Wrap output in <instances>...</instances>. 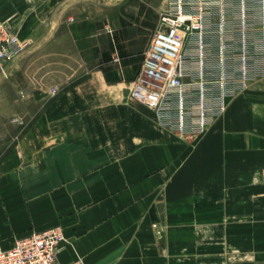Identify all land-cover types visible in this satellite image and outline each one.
I'll use <instances>...</instances> for the list:
<instances>
[{
  "label": "crops",
  "instance_id": "0c3cea01",
  "mask_svg": "<svg viewBox=\"0 0 264 264\" xmlns=\"http://www.w3.org/2000/svg\"><path fill=\"white\" fill-rule=\"evenodd\" d=\"M163 4L0 0L26 44L6 74L26 105L0 154L2 248L59 226L63 263L264 264V77L200 135L161 126L130 82ZM65 39L80 69L51 95L28 67L63 63Z\"/></svg>",
  "mask_w": 264,
  "mask_h": 264
},
{
  "label": "built area",
  "instance_id": "2783aa9c",
  "mask_svg": "<svg viewBox=\"0 0 264 264\" xmlns=\"http://www.w3.org/2000/svg\"><path fill=\"white\" fill-rule=\"evenodd\" d=\"M151 37L131 96L180 135H200L221 116L229 98L264 77V0H168ZM25 42L0 21V69ZM57 87L49 93L55 95ZM59 226L33 231L0 246V264L63 263Z\"/></svg>",
  "mask_w": 264,
  "mask_h": 264
},
{
  "label": "rangeland",
  "instance_id": "374dc122",
  "mask_svg": "<svg viewBox=\"0 0 264 264\" xmlns=\"http://www.w3.org/2000/svg\"><path fill=\"white\" fill-rule=\"evenodd\" d=\"M169 6V1L165 0V6L163 4V11H165ZM7 23L6 21H3ZM8 24V23H7ZM64 49L66 51V55L64 56L63 63H58L53 61V58L57 56H52L50 61H46V59H42L41 55L37 56V59L29 64L28 69L35 72L33 74L35 81L45 80V76H49L50 88L51 87H59L58 83L63 84V82H71L75 78L74 77H58L61 74L69 75L76 69H80L79 63L75 61L74 55L72 54L70 41L65 39ZM26 44L22 51H24ZM19 53V55L22 53ZM39 54V53H38ZM19 55L10 62H6L4 64V70L2 71V75H4V82L2 85V93L0 95V154H3L11 143V136L15 133L16 124H13L15 120H19V117L23 118V114L25 113V100L24 93L22 90H19L16 93V90L10 85L8 77H6L7 72L11 68L9 66L10 63H14ZM9 66V67H8ZM5 71V72H4ZM22 91V92H20ZM19 125V124H17Z\"/></svg>",
  "mask_w": 264,
  "mask_h": 264
}]
</instances>
